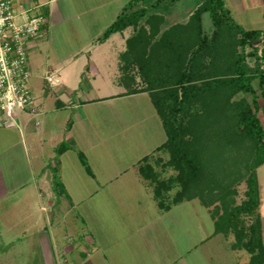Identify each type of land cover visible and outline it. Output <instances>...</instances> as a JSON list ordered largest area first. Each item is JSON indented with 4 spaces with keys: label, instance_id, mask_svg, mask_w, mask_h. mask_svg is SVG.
<instances>
[{
    "label": "crops",
    "instance_id": "obj_1",
    "mask_svg": "<svg viewBox=\"0 0 264 264\" xmlns=\"http://www.w3.org/2000/svg\"><path fill=\"white\" fill-rule=\"evenodd\" d=\"M37 1L45 5L43 11L48 23L41 37L29 45L32 78L41 82L39 86L44 88L41 95L48 97L53 90L55 98L48 97L53 109L68 108L73 112L67 122L65 140L68 144L64 140L54 144L49 124L40 119L42 116L33 118V121L41 122L39 128L33 122L29 130L37 134L35 143L40 142L42 152L51 147L56 150L59 159L52 162L55 170L60 168V179L68 198L73 199L69 186H73L74 194L85 192L77 198L82 204L97 198L100 222L106 213L110 217L123 215V223H128L135 234H141L142 240L146 241V244H105V247L100 244H54L46 250L51 259L47 263L249 264L253 254L246 247L248 244L238 245L230 235L218 232L216 220L206 207L213 231L197 244H186L185 214L180 210L182 205L196 200L162 210L154 200L152 188L139 176V162L154 155L166 143L167 135L149 92L128 95L120 82L123 55L129 51L127 45L138 31L130 27L104 42L99 41L133 0H17L24 6ZM225 1L235 21L238 20L235 14L250 16L251 11L262 9L260 19L258 15L252 18V24L263 23V26L251 30L264 31V0ZM192 14L184 17L165 14L162 19L150 21H154L153 27L160 24V29L165 31L174 26L185 27ZM241 23L238 24L241 26ZM148 31L147 25L145 39ZM184 32L180 34L183 36ZM187 37L177 43L186 45L190 42ZM191 39L196 40L194 35ZM134 44L133 55L136 56ZM253 86L259 90L256 92L260 106L258 117L264 128V86L260 89L258 81ZM120 102L123 104L119 106ZM42 106L40 102L39 110ZM14 129L20 132L16 126L0 127V160L3 163L7 161L8 153L13 157L20 153L18 133L17 130L13 132ZM64 145H68V149L59 151ZM77 151L84 154L93 175L88 174ZM10 164L17 166L20 160ZM2 166L4 164H0V175ZM256 172L260 197L258 220L264 246V165ZM45 179L46 174H42L39 184L45 183ZM3 182L0 176V203L11 192H6ZM191 213L199 216L200 212L193 208ZM174 231L179 232L181 241L175 238ZM220 237H224L227 244L216 242Z\"/></svg>",
    "mask_w": 264,
    "mask_h": 264
},
{
    "label": "rangeland",
    "instance_id": "obj_2",
    "mask_svg": "<svg viewBox=\"0 0 264 264\" xmlns=\"http://www.w3.org/2000/svg\"><path fill=\"white\" fill-rule=\"evenodd\" d=\"M39 2L37 1V3ZM197 7V0H179L175 3L166 4L163 8L169 12V15L184 17L189 13H194ZM261 11L262 9H255L249 13L250 16L235 14L239 20L236 22H244L241 23V26L245 30L258 29L263 23L260 25L258 23L252 24L254 23L252 18L255 19L258 15V19H260ZM203 21L205 31L210 35L213 26L209 14L204 15ZM149 22L151 23L148 24ZM152 23L154 21L145 20L141 24L145 29L148 25L150 34L156 32H154L151 41L145 40L146 45L137 49L136 53L139 54V57L138 55L137 57L134 56V66H131L128 71L136 79L135 89L137 90L147 87L139 67L143 65L146 59L156 58V51L163 49L161 46L165 44V47L170 48V42L174 41L173 27L162 31L160 24H154L153 27ZM178 30L180 31V29ZM167 32L169 35L164 36ZM230 34L232 33L226 32L223 34V38L219 36L216 43L218 44L216 59L222 55H229L228 52H234L229 51L232 46ZM186 35L187 33L184 32L180 39ZM256 46L261 48L259 43ZM131 47H135V45ZM173 48L175 47L172 46L171 49ZM127 49L129 51L131 49L129 44ZM142 49L145 50V55H143L144 52L142 51L144 50ZM237 51L240 52L241 50L238 49ZM208 62L212 64L211 60ZM248 62L251 65L254 64L252 58ZM154 64L156 63L154 62ZM31 84L36 98H38V104L41 102L43 105L40 110L43 109L44 112H41L39 116H42L40 119L44 122L47 120L50 138L54 140V144L63 140L65 142L68 117L73 111L68 108L61 111L53 109V105L49 102L50 98L56 96L53 90L49 92L51 95L48 98L49 96L41 95V90L44 88L39 86L41 82L34 76ZM255 89L256 92H259L256 87ZM241 99L246 100L249 104L253 102V96L240 94L233 100L224 102L222 110L212 106V109L204 111V108L199 104L194 109L199 112L193 113L194 115L191 113L192 115L188 116V120H192L195 115L198 116V120L202 117L205 119L200 128H195V133L200 141L193 149L198 160H200V176L189 184L190 187L185 193L186 199L191 197L190 199L196 201L182 205V210H180L182 214H185L186 244H197L204 239L206 234L213 231L210 223L211 218L204 207L210 210L212 217L221 225L223 230L221 232L226 234L230 230L227 223L232 212L246 201L249 174V172L246 173V170L253 161L255 147L250 140L241 142L238 138L240 130L238 121L232 113V103ZM51 100L53 101V99ZM120 104L122 105L123 102H120L119 106ZM207 104L209 103L207 102ZM122 112L124 111L122 110ZM33 118L30 114H21V134L17 129L13 131L17 130L18 133L20 153L18 152L14 157L8 153L5 163L0 160V164H4V167H1L0 175L4 181L3 187L6 192L11 191L0 203V264H48L47 262L51 259H49L46 250L48 246L53 247L54 244H100L104 245L103 247L105 244H146V241L142 240L141 234H135L128 223H123V215L110 217L106 213L105 218L100 216V222L98 218L101 212L99 213L100 207L97 198L82 204V202L77 201V198L84 195L85 192L74 194L73 186H69L73 199L71 196L69 198L66 196L67 192L61 194L62 190L55 186L58 181L62 183L60 168L55 170L54 162H52V160L57 161L59 159L58 154L53 147L46 148L42 152L40 142L35 143L38 139L37 134L29 130L30 125L33 124ZM200 121L202 120L200 119ZM25 130L28 131L24 135ZM66 144H68L67 141ZM10 156H12L13 161ZM152 159L154 179L145 182L153 191L158 188L160 183L176 177L178 172L170 167L169 155L156 153ZM14 160L17 162L20 160V164L12 166L10 163H13ZM158 161H161L160 166H158ZM42 174H46V182L39 184ZM182 191L183 185L176 186L168 195L173 199ZM193 208L200 212L199 216L191 213ZM54 228H56L55 231ZM173 235L175 238H179L178 241H181L179 232L176 234L174 231ZM229 235L236 240V234L230 231ZM189 237L191 241H189ZM216 242L227 244L224 237H220ZM61 264H65V262Z\"/></svg>",
    "mask_w": 264,
    "mask_h": 264
},
{
    "label": "trees",
    "instance_id": "obj_3",
    "mask_svg": "<svg viewBox=\"0 0 264 264\" xmlns=\"http://www.w3.org/2000/svg\"><path fill=\"white\" fill-rule=\"evenodd\" d=\"M177 1L179 0L131 1L99 41L104 42L113 34L123 32L130 27L138 31L135 39L130 40V51L123 55L124 65L121 68L120 82L126 88L128 95L149 92L167 135L166 143L156 153L169 155V165L178 172V175L160 183L158 188L152 191L154 200L162 210H169L186 200H193L190 199L191 197L186 199L185 193L190 187L189 184L200 176V160L193 149L200 141L195 133V128H200L205 119L202 117L198 120V116L195 115L192 116V120H188L191 113L199 112L194 110L195 107L200 104L204 111L212 109V106L222 110L223 103L233 100L237 95L253 96L252 104L244 99L232 103V113L238 121L240 130L239 141L250 140L255 149L253 161L246 170V173L249 172L246 201L232 212L227 223L230 230L226 235H229L231 231L236 234V244H244V246L248 244L246 247L253 254L249 264H263L264 246L261 241L258 220L260 197L256 170L264 165V128L258 117L260 106L253 84L258 81L260 89H263L264 48L260 54V49L256 47V44L264 42V31L245 30L236 23L225 0H197L198 7L190 17L187 27L172 28L176 42H170V48L165 47V44L161 46L163 49L156 51V58L146 59L139 67L147 87L137 90L135 89L136 79L128 72L131 66H134L135 55L132 52L135 48L131 46L136 43V49H140L146 45L145 40L151 41L156 31L151 34L149 31L145 39L146 29L141 24L145 20L162 19L165 14L169 13L163 7ZM205 14H209L213 26L210 35L204 28ZM179 28L180 31H177ZM184 31L188 35L187 38H190V42L186 45L183 42L177 43L182 40L180 39L181 35L178 34ZM226 32L232 33L229 37L232 42L229 51L234 52L227 51L229 55H222L216 59L217 40L219 36L223 38V34ZM167 35H169L168 32L164 36ZM193 35L196 38L194 42L191 41ZM172 46L175 48L171 49ZM238 49L241 51L238 52ZM137 55L139 57V54L136 53V57ZM251 58L254 60L253 65L248 62ZM209 60L212 61V64L208 62ZM39 112L41 113L40 110ZM67 149V146L64 145L59 151ZM77 152L88 174L93 175L84 154ZM152 156L145 157L138 164L140 177L144 181L154 179ZM158 162V166H160L161 161ZM180 185H183V191L171 199L168 194ZM55 186L62 190L61 194H66L63 183L58 181ZM249 220H253V222L250 223ZM216 224L217 231H223L217 220Z\"/></svg>",
    "mask_w": 264,
    "mask_h": 264
},
{
    "label": "built area",
    "instance_id": "obj_4",
    "mask_svg": "<svg viewBox=\"0 0 264 264\" xmlns=\"http://www.w3.org/2000/svg\"><path fill=\"white\" fill-rule=\"evenodd\" d=\"M44 4L19 5L0 0V127L21 128V114L41 113L31 84L29 45L43 34L48 18ZM260 54L264 42L260 43ZM257 47V46H256ZM36 127L38 120L33 121ZM22 130V128H21Z\"/></svg>",
    "mask_w": 264,
    "mask_h": 264
}]
</instances>
